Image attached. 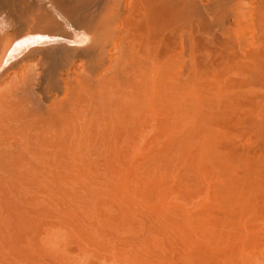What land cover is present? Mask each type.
Wrapping results in <instances>:
<instances>
[{
    "label": "bare ground",
    "instance_id": "bare-ground-1",
    "mask_svg": "<svg viewBox=\"0 0 264 264\" xmlns=\"http://www.w3.org/2000/svg\"><path fill=\"white\" fill-rule=\"evenodd\" d=\"M21 3L0 1V176H6L2 180L8 181L7 184L4 181V186L9 197L5 204L8 203L9 209L30 207L32 210L39 207L46 214L48 210L50 217L60 221L62 227L50 231L45 244L58 249L62 246L60 242L70 237L71 234L66 232L70 228L71 240L75 235V240L78 238L82 246V257L78 261L74 258L79 264H89L93 255H98L97 260L103 254L113 258L105 257L109 260L107 264H111V260L116 264H162L155 260L162 251V240L169 235L174 237L183 233L184 226L193 223L188 220L190 214L181 222H175L169 219L165 210L159 208V212L157 209L159 213L157 219L154 218L161 229L157 235L136 244L133 251L122 252L119 251L122 240L118 237L131 229L124 228L125 221L121 217L123 223L118 221L119 215L116 218L110 211L112 208L104 207L102 194L105 195L104 189H112V202L123 204L124 218L128 220L134 211V207L130 209L131 201L138 208L140 202L149 204L151 199L163 205L168 194L162 184L170 178L173 161L182 160L187 169L186 184H195L199 176L216 173L222 184L216 192L218 197H215L227 212H224L223 221L219 219L220 224L216 223V232L212 231L215 226L212 230L210 225L208 227L209 216L206 218L202 214L206 219L198 217L199 220L193 217L200 230L208 227L212 232H204L202 241L199 239L201 235H196L199 244L194 241L195 247L191 243L190 251H185L184 247L180 263L264 264L257 258L260 253L264 256V248L259 246L258 249L257 246L259 240L253 239L255 242H251L253 246L247 251L244 243L247 235L240 227L235 230L238 219L243 223L245 221L242 222L241 217H248V214L256 221L264 218V210L260 207V214L259 206H256L260 203L255 201V205L252 201L257 195L254 193L264 196V163L235 152L236 149H232L228 142L229 153H223V149H219V145L224 146L220 143L222 137L213 128L222 114L231 116L240 112L241 102L235 97H241L242 93L234 92L233 83L230 84L226 76L237 73L254 81L256 84L253 86L257 89L264 88V0H23ZM236 28L237 34L233 36ZM247 84L241 83L237 89H245ZM249 90L252 92L249 88L244 93H250ZM253 119L256 123L252 120V127L258 121ZM258 124L263 129L264 122ZM150 141L163 142L167 150L161 156L156 153L151 165L142 170L150 172L149 184L162 183L155 189L153 187V191L154 184L151 183V192H147L138 184L140 181H134L130 189L131 180L126 179L130 174L126 176L127 168L140 155L139 144ZM233 161L235 167L232 166ZM236 165L244 171L236 170ZM232 167L237 174L238 170L242 171L243 175L239 174L242 179L236 176ZM96 172L102 173L101 181L108 186L95 181ZM238 178L244 189L238 187ZM58 197L61 201L56 202ZM177 213L171 211V216ZM178 215L180 219V213ZM22 218L20 215V220ZM76 219L82 222L77 227ZM94 221L97 226L92 225ZM128 226L130 224L126 228ZM109 230L115 233V242L110 238L119 248L115 252L112 251L114 246H108L109 239L107 243L103 240ZM136 231L132 230L133 233ZM183 234L179 235L180 238L178 236L179 241L185 246L190 245ZM190 236L191 242L193 237ZM210 242L216 243V247L212 243L214 249H211ZM215 249H220V256L215 254ZM90 252L98 254L90 255ZM100 261H95V264H106V261ZM72 262L69 260L70 264Z\"/></svg>",
    "mask_w": 264,
    "mask_h": 264
},
{
    "label": "rangeland",
    "instance_id": "rangeland-1",
    "mask_svg": "<svg viewBox=\"0 0 264 264\" xmlns=\"http://www.w3.org/2000/svg\"><path fill=\"white\" fill-rule=\"evenodd\" d=\"M1 2L2 1H4V0H0ZM12 2H13V4L15 3H17V5H21L22 3L21 2H23V0H11ZM19 1H20V3H19ZM73 1H76V0H73ZM6 16V12H5V14H4V17ZM237 28L235 29V31L233 32V36H235L236 34H237ZM241 36H244V34L243 35H241ZM240 36V37H241ZM230 76V77H229ZM229 76H226V78H227V80H229L228 82L230 83V84H232V86H234V88H235V90H234V92H240V93H242L241 94V97H235V99H237L236 101H238V102H241L240 104H241V106H240V112H237V114H239V115H235V114H230L231 116H229V114L227 115V114H222V115H226V117L225 116H220V117H222L220 120H218L216 123H215V126L213 127L216 131L215 132H218L219 131V133H218V135L220 136V137H222V142H220V143H222V144H224V146H220L219 145V149H220V147H221V149H223V153H229V151H227V144H229L230 145V143L233 145H230L231 147H232V149H236V151L235 152H240V154H242V155H247L248 156V158H250V159H255L256 161H258L259 159H260V161L262 160V162L264 163V127H263V129H261L260 128V126H259V124H258V122H260V121H263L264 122V88H262V87H258L259 89H257L256 87L257 86H253V85H255L256 83L254 82V81H252V80H247V79H245L244 78V76H241L240 74L238 75L237 73H234V74H230ZM245 80H246V82H245ZM250 81V82H249ZM252 82H253V84H252ZM241 83L243 84V83H248V84H252V85H248L247 84V87H245V89L244 88H241V90H239V89H237V87H239V86H242L241 85ZM235 84V85H234ZM250 86V87H249ZM251 89V91L252 92H250V90H249V92L250 93H244V91L246 90V89ZM262 88V89H261ZM239 90V91H238ZM256 91V93L254 92V91ZM259 92V93H258ZM246 94V95H245ZM252 94V95H251ZM243 95V96H242ZM246 96V97H245ZM248 97V98H247ZM238 98H239V100H238ZM242 99V100H241ZM252 99H253V101H252ZM246 100V101H245ZM256 100V101H255ZM258 101V102H257ZM256 102V103H255ZM255 103V104H254ZM262 103V104H261ZM260 104V105H259ZM244 105V106H243ZM256 105V106H255ZM257 106H259V107H257ZM252 109V110H251ZM255 110V111H254ZM257 111V112H256ZM251 112V113H250ZM255 112V113H254ZM254 116H252V115ZM229 116V117H228ZM234 116V117H233ZM241 116V117H240ZM260 118H259V117ZM263 117V118H262ZM249 118V119H248ZM253 118H255V120H258L257 121V124L254 126V127H252L253 126V124H251L250 122L253 120L254 121V119ZM257 118V119H256ZM223 119H224V121H223ZM238 119V120H237ZM261 119V120H260ZM263 119V120H262ZM260 120V121H259ZM252 121V122H253ZM218 122H219V124H218ZM221 123V124H220ZM246 125H245V124ZM256 122L254 121V124H255ZM216 124H218V127H216L217 125ZM233 124V125H232ZM214 125V124H213ZM243 125V126H242ZM252 125V126H251ZM258 125V126H257ZM248 126H249V128H248ZM251 126V127H250ZM257 126V127H256ZM252 128V129H251ZM244 129V130H243ZM249 129V130H248ZM254 129H256V131L254 130ZM254 131V132H253ZM259 131H261V132H259ZM253 132V133H252ZM259 132V133H258ZM225 133V134H224ZM251 134V135H250ZM228 135V136H227ZM231 136V137H230ZM255 136V137H254ZM254 137V138H253ZM231 138V139H230ZM258 138V139H257ZM261 140H260V139ZM225 139V140H224ZM237 139V140H236ZM248 139V140H247ZM233 140H235V141H233ZM241 140V141H240ZM224 141V142H223ZM231 141V142H230ZM244 141V142H243ZM253 141V144L251 143ZM258 141V142H257ZM155 142V141H154ZM226 142H228L227 144H226ZM238 142V143H237ZM242 142V143H241ZM145 145H144V144ZM158 143H160V144H158ZM240 143V144H239ZM162 144H164L163 142H156V143H153V142H151L150 141V143L149 142H142L141 144H139L140 146H139V149H140V155L138 156V157H136V158H134V160H133V162H132V164L131 165H129L131 162V160L132 159H128V160H130L128 163V165H129V167L130 166H132V168L131 169H129V167L127 168V171L128 172H126L127 173V175L126 176H128V174H129V176L126 178L127 179V181L129 180H131V183L129 182V184H131L130 185V189H132V186H133V184L132 183H134V181H137V182H139L138 184L142 187V189H144V190H147V192H151V190L149 189V188H151V187H149V185L151 186V183L152 184H154L153 182H151L150 184H149V179H148V177H150V172L148 173L147 171H144L143 172V170H145V168L146 167H148V166H150L151 164V159H153V157H155V155H156V153H157V155H158V153L160 154L159 156H161V155H163L164 153V151L165 150H167V147H166V145H162ZM159 145V146H158ZM162 145V146H161ZM246 147H245V146ZM142 147V148H141ZM226 149H224V148ZM253 147V148H252ZM160 148V149H159ZM146 149V150H145ZM162 149H163V151H162ZM231 150V148H229L228 147V150ZM151 150H153V151H151ZM243 150H245V151H243ZM262 150V151H261ZM161 151V152H160ZM221 151V150H220ZM226 151V152H225ZM248 151H249V153H248ZM152 152H153V154H152ZM167 152V151H166ZM165 152V153H166ZM242 152V153H241ZM253 152V153H252ZM258 153V154H257ZM261 153H263V154H261ZM239 154V153H238ZM156 155V156H157ZM142 157H143V159H142ZM260 157H262V159L260 158ZM141 158V159H140ZM139 160V161H138ZM176 160V161H175ZM174 161H173V163H172V165H171V167H172V169H171V171L170 172H172L171 173V175L169 176V174H168V176L170 177V178H167L168 180H167V182H165V183H163L162 185H163V187L164 188H166L165 190H166V192H167V196L165 197V199L163 200L164 202L162 203L163 205H161V204H158L154 199H151V200H149V204H148V202L147 201H145L146 203H144V202H142V203H144V204H141V202H140V204L139 205H141L139 208L137 207V205H135L134 203H132V201L130 202V204L132 205L131 206V210H133L132 208L134 207V211H132L131 213V218H129L128 220L127 219H125L124 218V216H126L123 212H126L125 211V208H123L122 206H123V204H121L122 206H120V203H118V204H115V203H117V202H112L113 200H111L112 198H113V192H111V190L112 189H110V188H108V189H104V190H106V192H105V195L104 194H102V199H103V201L102 202H104L105 203V205H104V207H108L109 209H111L110 211H111V213H113L114 215H115V217L116 218H118V216H116V215H119V218L121 217V218H123V222L125 221V223H123L122 221H121V218L119 219L118 218V221L120 220L122 223H123V226H124V228L125 229H129V227H130V229H131V231H129V232H127V234H123L122 236H119L118 237V235H115V237L117 236L118 237V239H120V237H121V240H119V242L120 243H122V245H124V246H122V245H119L120 243L118 242V241H116V242H118L119 244V248H120V250L119 251H125V252H128V251H126V250H129V251H133L134 250V246H136V244H138V243H140V242H142L144 239H146V240H148V239H152V237H155L156 235H157V233H158V231H160L161 229H160V226H159V224L156 222L157 220V215H158V213L162 210V211H164L165 210V213H168L169 214V219H171L172 221H175V222H181L185 217H189V216H191L190 217V219H188V218H186V219H188V220H191L190 221V223L191 222H193V223H191V224H189L188 226H184V228L182 229V232L184 233H181V234H183L182 236L183 237H185V239H187L188 241H189V243H190V245H188V246H185L186 244H184V243H182V242H180L179 240V238H180V236L179 235H181L180 233H179V235H178V233H177V235L179 236V238H178V236H176V234L174 235V237H172L171 235H169V237L168 238H166V239H164V240H162V241H164L165 242V240H166V243H164L163 242V246H162V251L161 252H159V254L158 255H156V257H155V260L156 261H158V262H161L162 264H182V262L180 263V261H183V259H181V255H182V253H183V251H184V247H185V251H190L189 250V246H191V243H193V246H195V247H197L196 246V244H195V242L197 241L198 242V244H199V242H200V240L199 239H201V241L203 240V233L204 232H207L208 233V231H209V233L210 232H212V231H215L216 232V230L218 229L217 228V226H216V223L218 222V224H220V221H219V219H221L222 221H223V219L225 218V214H224V212H227L226 210L224 211V207L220 204V201H218L219 199L218 198H216V197H218V196H216V195H218V193L216 194V192H218L219 190H220V187L221 186H219L220 185V183H221V181L219 180V178L217 177V175H216V173H214V174H209V175H202V176H199L198 178H197V180L196 181H194V183L195 184H193V182L192 183H190V184H186L185 183V178L184 177H186V173H187V169H186V166H185V164L182 162V160H177V159H175ZM138 162V163H137ZM140 162V163H139ZM259 162V161H258ZM144 163V164H143ZM145 163H147V164H145ZM175 163V164H174ZM178 163V164H177ZM124 164H126V162L124 163ZM139 164H141V165H139ZM174 164V165H173ZM180 164V165H179ZM142 166V167H141ZM146 166V167H145ZM177 166V167H176ZM184 166V167H183ZM232 166H234L235 167V161H233V163H232ZM238 165H236V167H237ZM145 167V168H144ZM174 167V168H173ZM234 167H232V169L234 168ZM135 168H136V170H135ZM179 169V170H177V169ZM129 169V170H128ZM143 169V170H142ZM237 169H239V170H242L243 168H241L240 169V167H237L236 168V170ZM138 170V171H137ZM140 170H141V172H140ZM234 170H235V168H234ZM236 170H235V174H236V176L238 175L240 178L242 177L241 175H239V174H242V171H244V170H242V171H239L238 170V174L236 173ZM174 171V172H173ZM140 172V173H139ZM145 172H147V174L149 175H147V174H145ZM131 173H132V175H131ZM244 173V172H243ZM98 174V172H96V176H94L95 177V181L96 182H100L101 184H103L104 182H102L101 180H103V176L100 174V177H99V174ZM142 174V175H141ZM179 174V175H178ZM181 174V175H180ZM185 174V175H184ZM94 175H95V173H94ZM146 175V176H145ZM243 175V174H242ZM159 176H161V175H159ZM167 176V177H168ZM172 176V177H171ZM180 176V177H179ZM181 176H182V178H181ZM156 177H157V175H156ZM174 177V178H173ZM6 179V176H0V205H2V206H0V264H62L61 262H63V264H68L69 263V260H70V263H71V261H73L72 262V264L74 263V264H79L77 261H78V259L80 258V256L82 257V255L81 254H83L82 252V246H81V243H80V241L78 240V238L75 240V235H73V238L72 239H74V240H71V235H72V232L70 231V232H68V230L70 229V228H68L67 229V235H70V237L69 238H67V237H65V241H63V243H62V241L60 242L61 244L60 245H62V246H59V244H58V249L60 248V247H62V248H60L61 250H59L58 251V249H57V246L55 247L54 245L53 246H51L50 248H52L53 247V249H54V251L52 252V250H50V248L48 247L49 245L48 244H45V242L47 241L46 239H48V236H49V234L51 233L50 231H52L54 228L56 229L58 226H60V224H61V222L60 221H58L59 222V224H57L58 222H57V220L55 219L54 220V217H50V213H49V211L48 210H46L47 212H48V214H46V212H45V210L43 209V211H41V209L38 207V208H32V210L31 209H29V208H24V210H23V208H21V209H16V208H13V207H11L13 210L14 209H16V211L18 210H21V211H17L20 215H21V217H23L22 218V220H20V215H18V213L16 212L15 213V210L14 211H11L12 209L10 208L9 209V207L7 206V204L8 203H6L5 204V202H9V197L8 196H6V195H8L7 194V190L5 189V183L7 182L8 183V181L7 180H4L5 181V183H4V181L2 180V179ZM100 178V179H99ZM144 178V179H143ZM160 178V177H159ZM178 178V179H177ZM181 178V179H180ZM99 179V180H98ZM148 181V182H146V180ZM158 179V178H157ZM156 179V180H157ZM239 179V178H238ZM242 179V178H241ZM241 179H239V181L240 182H238V187L241 189H244L245 187H244V184H243V187L241 186L242 185V182H241ZM159 180V179H158ZM3 183H2V182ZM184 181V182H183ZM197 181H199V182H197ZM217 181V182H216ZM219 181V182H218ZM146 182V185L144 186L143 184ZM175 182V183H174ZM183 182V183H182ZM6 183V184H7ZM162 182H159V183H157V184H154V185H152V191L155 189V188H157V186H158V184L160 185ZM174 183V184H173ZM185 183V184H184ZM199 183V184H198ZM217 183H218V185H217ZM104 184H107V183H104ZM164 184L166 185V186H164ZM191 184H193V185H191ZM198 186H197V185ZM203 184V185H202ZM222 184V183H221ZM5 185V186H4ZM186 185H190V186H187L186 187ZM194 185H196V186H194ZM1 186H3V188L1 187ZM104 186V185H103ZM107 186H108V184H107ZM106 186V187H107ZM144 186V187H143ZM176 186H177V188H176ZM182 186V187H181ZM183 186H185V187H183ZM200 186V187H199ZM205 186V187H204ZM209 186V187H208ZM105 187V188H106ZM153 187H154V189H153ZM201 187H203V188H201ZM1 188L3 189V190H1ZM169 189V191H168V189ZM182 188V189H181ZM194 188H196V189H194ZM207 188V189H206ZM219 188V189H218ZM4 189L6 190V192L4 191ZM185 189V190H184ZM199 189V190H198ZM104 190H103V188H102V193L104 192ZM149 190V191H148ZM178 190H181V191H178ZM194 190V191H193ZM214 190V191H213ZM2 191V192H1ZM132 191V190H131ZM183 192V193H182ZM190 192V193H189ZM192 192V193H191ZM195 192H196V194H195ZM207 192V193H206ZM40 193H42V192H40ZM106 193H112V194H110L111 195V197H110V195L109 194H107L108 196H109V198H108V196H106ZM131 193V196H132V192H130ZM179 193V194H178ZM175 194H177V196L175 195ZM185 196H184V195ZM203 194V195H202ZM256 196H254L253 198L255 199V200H253L252 199V201H254V204L256 205V203L257 202H259L260 203V205H256L257 207L259 206V209H258V212L261 214V212L259 211L261 208H262V210H264L263 208V206H264V196L262 195V194H260V193H254ZM41 196H43L44 195V193H43V195L42 194H40ZM128 195H130L129 194V192H128ZM183 195V196H182ZM1 196H3V197H1ZM45 196V195H44ZM107 197V199H106V197ZM138 196H139V194H138ZM179 196H180V198H179ZM187 196H188V198H187ZM193 196V197H192ZM198 198H197V197ZM216 196V197H215ZM258 196V197H257ZM5 197H7L6 198V200L4 199ZM168 197V198H167ZM172 197V198H171ZM258 198V199H256V198ZM260 197L262 198V199H260ZM32 199V197H29L28 196V199ZM132 198V197H131ZM141 198V197H140ZM139 198V200L141 201V199ZM194 198V199H193ZM207 198V199H206ZM101 199V200H102ZM111 201H110V200ZM169 199V200H168ZM171 199V200H170ZM182 199V200H181ZM187 199V200H186ZM190 199H191V201H190ZM203 199V200H202ZM3 200V201H2ZM57 200V201H56ZM137 200V201H136ZM136 200H134V202L136 201V202H138V199L136 198ZM153 200V201H152ZM195 202H194V201ZM214 200V201H213ZM259 200V201H258ZM55 201L56 202H59V201H61V199L58 197V198H56L55 199ZM142 201H144V200H142ZM179 203H178V202ZM211 201V202H210ZM255 201H256V203H255ZM263 201V202H262ZM55 202V203H56ZM154 202H156V203H154ZM173 202V203H172ZM190 202V203H189ZM3 203V204H2ZM187 203V204H186ZM259 203H257V204H259ZM5 204V205H4ZM57 204V203H56ZM60 205H61V202L59 203ZM138 204V203H137ZM148 204V205H147ZM151 204V205H150ZM156 204V206H154ZM158 204V205H157ZM180 204V205H179ZM190 204V205H189ZM170 205V206H169ZM183 205V206H182ZM216 205V206H215ZM115 206V207H114ZM164 208H163V207ZM166 206V207H165ZM176 209V212L174 211V208ZM182 206V207H181ZM193 206H195V207H193ZM199 206V207H198ZM4 209H3V208ZM116 207H118V209L116 208ZM126 207V206H125ZM150 207H152V208H150ZM157 207V208H156ZM170 207V208H169ZM190 207H192V208H190ZM223 207V208H222ZM261 207V208H260ZM122 208V209H121ZM138 208V210H136ZM161 210H160V209ZM179 208V209H178ZM183 208H185V209H183ZM190 209V210H187V209ZM220 208V209H219ZM28 210V212H27V210ZM117 209V210H116ZM120 209L121 210H123L122 211V213H121V211H120ZM142 209V210H141ZM143 209H144V211H143ZM153 209V210H152ZM156 209V210H155ZM157 209H159L158 211H157ZM170 210V211H167V210ZM173 209V210H172ZM180 209L182 210V211H184V212H182L185 216L184 217H182V213L181 212H178V211H180ZM197 209H199V210H197ZM222 209H223V211H222ZM4 210V211H3ZM37 210V211H36ZM148 210H150L149 212H148ZM8 211V212H7ZM116 211V212H115ZM138 211H139V213H138ZM152 211V212H151ZM155 211V212H154ZM171 211L172 212H174V213H177V215H175V214H172V216H171ZM195 211V212H194ZM199 211V212H198ZM205 211V212H204ZM216 211V212H215ZM11 212V213H10ZM42 212V213H41ZM45 212V213H44ZM133 212H134V214H133ZM144 212V213H143ZM189 212V213H188ZM2 213H4V215L2 214ZM121 213V214H120ZM136 213H137V216H135L136 215ZM146 213H148L147 215H145ZM180 213V219H179V214ZM200 213H201V216H200ZM205 213V214H204ZM214 213V214H213ZM262 213H264V211H262ZM27 214V215H26ZM45 214L47 215V216H45ZM152 214V215H151ZM190 214V215H189ZM196 214V215H195ZM197 214H198V216H197ZM205 215L206 216V218H208L207 216H209L210 218H209V224H208V227H209V225L211 226V230H212V228L215 226L216 228H213V230L211 231L208 227H207V229L206 228H203V230L201 229L200 230V225H199V223L198 224H196L198 221L197 220H195V224H194V218L195 219H198V217H200V218H202L203 217V215ZM18 215V216H17ZM23 215V216H22ZM33 215V216H32ZM122 215V216H121ZM156 215V216H155ZM187 215H189V216H187ZM192 215H195V216H192ZM220 215V216H219ZM244 216L245 215H247V214H243ZM27 216V217H26ZM30 216H32V217H30ZM37 216V217H36ZM138 216H140V217H138ZM205 216L203 217V219L205 218ZM213 216H215V217H213ZM217 216V217H216ZM242 216V215H241ZM248 217H241V220H242V222L243 221H245V222H243V223H245V224H243V223H241V221H239V219H238V223H236V227H235V230L237 229V227H240L243 231H242V233L244 234V235H247V236H245V238L247 237V240L244 242L245 243V249L247 250V251H249L251 248H252V246H253V244H254V240H259V245H257L258 246V249H262V247L264 248V246H261L264 242H263V238H264V235H263V232H264V222H262V221H264V218H262V220L261 221H256L255 219H253L252 218V216L250 217L249 216V214L247 215ZM259 216V215H258ZM261 216H263V214L261 215ZM8 217V218H7ZM42 217V218H41ZM156 219H155V218ZM178 218V220H177V218ZM182 217V218H181ZM194 217V218H193ZM197 217V218H196ZM250 217V218H249ZM26 218V219H25ZM29 218H31V219H29ZM42 219L41 221H40V219ZM44 218V219H43ZM137 218V219H136ZM199 218V219H200ZM205 218V219H206ZM218 218V219H217ZM249 218V219H248ZM13 219V220H12ZM19 219V220H18ZM25 219V220H24ZM29 219V220H28ZM80 219V218H79ZM79 219H76L75 221V223H78V224H76L75 226L77 227V226H79V225H81L80 224V222H81V220L80 221H78ZM125 219V220H124ZM145 219V220H144ZM174 219V220H173ZM182 219V220H181ZM198 219V220H199ZM251 219H252V221H251ZM28 220V221H27ZM52 220V221H51ZM117 220V219H116ZM127 220V221H126ZM141 220V221H140ZM153 220V221H152ZM212 220V221H211ZM218 220V221H217ZM255 220V221H254ZM21 222V223H19V222ZM150 221H151V223H150ZM186 221V220H185ZM197 221V222H196ZM237 221V220H236ZM9 222H11L10 224H9ZM24 222V223H23ZM29 222V223H28ZM35 222H37V223H35ZM134 222V223H133ZM189 222V221H188ZM211 222V223H210ZM212 222H214L213 224H212ZM248 222V223H247ZM253 224H252V223ZM259 222H261V223H259ZM7 224V225H5V224ZM17 223V224H16ZM28 223V224H27ZM40 223V224H39ZM48 223V224H47ZM82 223V222H81ZM222 223V222H221ZM263 223V224H262ZM15 224V225H14ZM26 224V225H25ZM34 224V225H33ZM53 224V225H52ZM130 224V226H128L127 228H126V226L127 225H129ZM138 224H139V226H138ZM149 224V225H148ZM153 224V225H152ZM157 224V225H156ZM217 224V225H218ZM243 226H242V225ZM260 226H259V225ZM11 227H10V226ZM29 225V226H28ZM56 225V226H55ZM92 225L93 226H97V222L95 223V221L92 223ZM126 225V226H125ZM192 225H194V226H192ZM195 225H196V227H195ZM213 225V226H212ZM240 225V226H239ZM253 225L255 226V225H257V226H255L256 227V229H255V227H253ZM261 225H263V226H261ZM10 227V228H8V227ZM25 226V227H24ZM34 226V227H33ZM36 226V227H35ZM51 226V227H50ZM138 226V227H137ZM157 226V227H156ZM246 227V228H243V227ZM251 226V227H250ZM28 227H31V228H28ZM33 227V228H32ZM39 227V228H38ZM60 227H62V226H60ZM133 227V228H132ZM188 227H189V229L190 230H188ZM192 227H194V229L192 228ZM198 227V228H197ZM253 227V228H252ZM258 227V228H257ZM263 227V228H262ZM154 228H156V229H154ZM159 228V229H158ZM187 228V229H186ZM202 228V227H201ZM220 229H221V227H219ZM16 229V230H15ZM25 229V230H24ZM27 229V230H26ZM32 229V230H31ZM139 229V230H138ZM199 229V230H198ZM209 229V230H208ZM215 229V230H214ZM21 230V231H20ZM132 230H133V232L134 231H136L135 233H133L132 232ZM186 230V232H184V231ZM187 230H188V232L190 231L191 232V234H189L188 232H187ZM207 230V231H206ZM238 230V229H237ZM246 230V231H245ZM248 230V231H247ZM250 230V231H249ZM258 232H257V231ZM260 230V231H259ZM6 231V232H5ZM10 231V232H9ZM29 231V232H28ZM43 231V232H42ZM140 231V232H139ZM192 231H197V233H195V232H192ZM199 231V232H198ZM200 231H202V233L200 232ZM219 231V230H218ZM244 231H245V233H244ZM3 232V233H2ZM8 232V233H7ZM23 232H24V234H23ZM33 232V233H32ZM107 232V233H106ZM105 232V236L103 237V240L105 239V241L106 240H108V246L109 245H112V247L113 248H115V249H113L112 251H116V250H118L116 247H115V245L114 244H116V243H112V242H115V238H113L114 237V232H111L110 230L109 231H106ZM109 232V233H108ZM133 234H132V233ZM146 232V233H145ZM150 232V234H148ZM5 233V234H4ZM17 233V234H16ZM33 235H32V234ZM44 233V234H43ZM130 233V234H129ZM187 233V234H186ZM255 233V234H254ZM262 233V234H261ZM11 234V235H10ZM13 234V235H12ZM20 234V235H19ZM47 234V235H46ZM111 234H113V236L111 235ZM142 234V235H141ZM191 235L190 237L193 239H191V242H190V239H189V235ZM251 234V235H250ZM5 235V236H4ZM36 235V236H35ZM45 235H46V238H45ZM109 235V236H108ZM125 235V236H124ZM128 235H129V237H128ZM144 235V236H143ZM147 235V236H146ZM173 235V234H172ZM186 235V236H185ZM199 236V235H201V237L202 238H200V236H199V239L197 238V236ZM249 235V236H248ZM254 235H255V237H254ZM262 235V236H261ZM34 236V237H33ZM6 237H8V238H6ZM9 237H11V238H9ZM30 237L32 238V239H30ZM135 237V238H134ZM188 237V238H187ZM6 238V239H5ZM17 238V239H16ZM110 238H111V241H110ZM125 238H127V239H125ZM134 238V239H133ZM139 238V239H138ZM169 238H170V240H169ZM250 238H252V239H250ZM262 238V239H261ZM9 241H8V240ZM13 239V240H12ZM37 239V240H36ZM42 239V241H40ZM70 239V240H69ZM124 239V240H123ZM197 239V240H196ZM249 239V240H248ZM254 239V240H253ZM3 240V241H2ZM6 240V241H5ZM28 240V242H29V240H30V242L28 243V242H26ZM69 242H68V241ZM117 240V239H116ZM169 240V241H168ZM253 240V241H252ZM16 241V242H15ZM34 241H36V242H34ZM104 241V242H105ZM131 241V242H130ZM195 241V242H194ZM214 241V240H213ZM249 241H250V243H249ZM9 242V243H8ZM10 242H11V244H10ZM25 242V243H24ZM67 242V243H66ZM135 242H137V243H135ZM174 242H176V243H174ZM247 242V243H246ZM253 244H252V243ZM262 244H261V243ZM27 243H28V245H27ZM40 243V244H39ZM46 243H48V241L46 242ZM106 243H107V241H106ZM112 243V244H111ZM133 243V244H132ZM204 243H206V242H204ZM203 243V244H204ZM212 243H213V245H215L216 243L215 242H210V247L212 246ZM215 243V244H214ZM248 243H249V245H248ZM42 244V245H41ZM63 244H64V246H63ZM74 244H77V245H74ZM79 244V245H78ZM129 244V245H128ZM182 244H184V245H182ZM208 246H209V243H206ZM204 245V246H207V245ZM261 244V245H260ZM27 245V246H26ZM29 245H31V246H29ZM38 245V246H37ZM118 245H117V247H118ZM128 245V246H127ZM252 245V246H251ZM23 246V247H22ZM81 246V247H80ZM121 246V247H120ZM127 246V247H126ZM131 246V247H130ZM193 246H192V248H193ZM247 246H249V247H247ZM259 246H260V248H259ZM3 247V248H2ZM31 249H30V248ZM40 247V248H39ZM42 247H44V248H42ZM111 247V248H112ZM165 247V248H164ZM189 247V248H188ZM215 247H216V245H215ZM6 248V249H5ZM15 248V249H14ZM21 250H20V249ZM33 248V249H32ZM49 248V249H48ZM131 248V249H130ZM164 248V249H163ZM178 248V249H177ZM183 248V249H182ZM247 248H249V250L247 249ZM2 249H3V251H2ZM45 249H46V251H45ZM80 249H81V251H80ZM123 249V250H122ZM211 249H214L213 248V246L211 247ZM258 249H257V252H258ZM7 250H8V252H7ZM18 250V251H17ZM30 250V251H29ZM35 250H37V251H35ZM44 250V251H43ZM55 250H57L56 252H55ZM193 250V249H192ZM208 250H210V248L208 247ZM217 249H215L214 251H216ZM220 250V249H219ZM219 250H217L216 252H215V254L217 253H220L221 254V251L219 252ZM32 251V252H31ZM61 251V252H60ZM114 251V252H115ZM213 250H211L210 252H214ZM260 252H262L261 250H259ZM18 252V253H17ZM21 252V253H20ZM31 254H30V253ZM36 252V253H35ZM43 252H44V254H43ZM259 252V253H260ZM51 255H50V254ZM72 253V254H71ZM92 253L93 252H90L89 254L90 255H92ZM100 253V252H99ZM162 253V254H161ZM178 255H177V254ZM9 255V256H6V255ZM67 254V255H66ZM74 254V255H73ZM93 254H98V253H93ZM214 254V253H213ZM214 254V255H215ZM220 254H218L219 256H220ZM23 257H21V256ZM40 255V256H39ZM43 255V256H42ZM47 257H46V256ZM52 255H54V256H52ZM60 255V256H59ZM262 255H263V253H262ZM261 255V253H260V256H257V258H259V263L261 262V263H263V261H264V256H262ZM4 256V257H3ZM7 258H6V257ZM14 256V257H13ZM27 256H29V257H27ZM52 256V257H51ZM56 256V257H55ZM78 258H77V257ZM97 257H98V255H96ZM104 254L102 255V256H100V258H98L97 260H96V258L97 257H94V255H93V257H91L90 258V256H89V258L91 259V261H90V259H89V264H91V262H93L94 264L96 263L95 261H97L98 263H99V261H100V259H104L106 256H104ZM11 257H13V258H11ZM40 257H41V259H40ZM51 257V258H50ZM54 257V258H53ZM60 257H62V258H60ZM102 257V258H101ZM107 257H109L108 255H107ZM106 257V258H107ZM5 258V259H4ZM14 258H16V259H14ZM27 258V259H30V260H25V259ZM64 258V259H63ZM77 259V261L75 260V259ZM93 258H95V259H93ZM106 258H105V260H103V261H106V264L108 263V261L110 260V258H111V255H110V257H109V260L107 261L106 260ZM154 258V257H153ZM157 258V259H156ZM176 258V259H175ZM21 259V260H20ZM60 259V260H59ZM62 259V260H61ZM67 259V260H66ZM72 259H74V260H72ZM93 259V260H92ZM108 259V258H107ZM111 259H113V258H111ZM167 259V260H166ZM262 259V260H261ZM4 260V261H3ZM24 262H23V261ZM35 260H36V262H35ZM52 260V261H51ZM56 260V261H55ZM65 260V261H64ZM95 260V261H94ZM54 261V262H53ZM61 261V262H60ZM66 261H68V262H66ZM76 263H75V262ZM102 260L100 261V262H102V263H105V262H103ZM112 261V260H111ZM110 261V263L112 264L114 261H112L111 262ZM5 262V263H4ZM50 262V263H49ZM164 262V263H163ZM178 262V263H177ZM69 263V264H70ZM115 263V262H114ZM113 263V264H114ZM116 264V263H115Z\"/></svg>",
    "mask_w": 264,
    "mask_h": 264
}]
</instances>
